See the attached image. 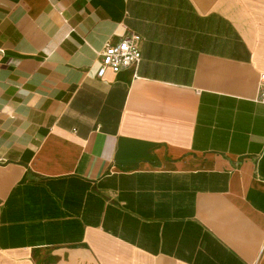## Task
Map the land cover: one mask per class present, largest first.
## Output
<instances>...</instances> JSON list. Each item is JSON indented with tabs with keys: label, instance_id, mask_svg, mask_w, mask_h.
<instances>
[{
	"label": "crops",
	"instance_id": "1",
	"mask_svg": "<svg viewBox=\"0 0 264 264\" xmlns=\"http://www.w3.org/2000/svg\"><path fill=\"white\" fill-rule=\"evenodd\" d=\"M260 73L264 0H0V264H264Z\"/></svg>",
	"mask_w": 264,
	"mask_h": 264
},
{
	"label": "built area",
	"instance_id": "2",
	"mask_svg": "<svg viewBox=\"0 0 264 264\" xmlns=\"http://www.w3.org/2000/svg\"><path fill=\"white\" fill-rule=\"evenodd\" d=\"M98 54L100 66L97 76L102 77L107 70L116 73L141 60L140 37L130 34L117 43L106 42ZM259 81L258 99L264 103V73H260Z\"/></svg>",
	"mask_w": 264,
	"mask_h": 264
}]
</instances>
